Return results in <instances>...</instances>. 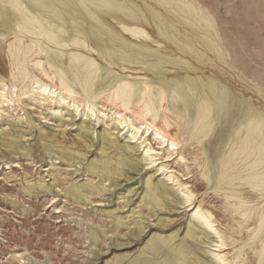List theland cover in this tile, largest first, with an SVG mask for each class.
Instances as JSON below:
<instances>
[{
	"label": "bare ground",
	"instance_id": "1",
	"mask_svg": "<svg viewBox=\"0 0 264 264\" xmlns=\"http://www.w3.org/2000/svg\"><path fill=\"white\" fill-rule=\"evenodd\" d=\"M142 1L144 7L135 0H0V55L8 58V68L0 71V117L18 106L28 114L31 105L24 102L32 99L55 105L50 109L59 113L65 108L71 115L66 125L77 130L72 139L66 130L37 135L48 158L83 164L85 180L70 182L64 195L90 204L94 194L104 197L111 186L121 187L147 208L146 217L130 221L132 227L113 210L106 212L115 230L128 229L125 239L111 240L113 256L106 264H264V113L208 73L207 64L226 63V51L203 8L193 0ZM106 110L115 114L113 126L120 136L126 133V142L106 128L97 131ZM8 133L0 146L31 151L17 140L22 130ZM137 151L141 157L134 156ZM172 165L187 169L182 175L197 169L223 197L231 213L225 229L202 200L195 202ZM155 174L165 180H154ZM172 183L179 198L168 187ZM110 197L104 199L110 203ZM183 208L188 220L182 237L180 229L153 232L150 217L163 227L169 217L158 213ZM87 231L94 245L106 244L108 231ZM134 245L139 247L130 254Z\"/></svg>",
	"mask_w": 264,
	"mask_h": 264
},
{
	"label": "rangeland",
	"instance_id": "2",
	"mask_svg": "<svg viewBox=\"0 0 264 264\" xmlns=\"http://www.w3.org/2000/svg\"><path fill=\"white\" fill-rule=\"evenodd\" d=\"M193 1L198 7L203 8L213 21L223 49L226 51V63L215 60L216 66L207 64L206 67H210H205L209 69L208 73L221 79L235 94L244 96L250 104L260 108L264 113V0ZM135 2L144 7L142 0H135ZM209 54L213 57L211 53ZM7 68L8 58L1 54L0 71H5ZM24 103H28L32 107H26L28 114H22L23 110H19L20 106H18L16 110H13L14 112L6 108L0 117V140L9 138L8 132L12 130H22L24 136L17 140L28 147L31 146L29 147L31 151L28 154H22L21 150L12 152L8 146H0V264H24L21 263L23 259L19 261L15 258L17 256L25 258V262L28 264H50V262L51 264H106V260L110 261L113 256L109 246L111 240L113 238L125 239L126 233H128L126 227L115 230L111 216L106 212L113 210L112 213L122 216L123 222L129 221V226L132 227V220L139 218L141 214L146 217L147 208L141 207L139 197H129L131 194H127L121 187L114 189V186H111V194L106 193L104 197L94 194L91 197L94 202L90 204L78 203L65 196V189L70 185V182L85 180L87 175L83 172V164L69 165L65 161L54 158L56 155L48 158L43 154L42 147L37 142V135L39 132L49 135L59 134L66 130V136L72 139L77 130L75 126L66 125L71 115L66 112L65 108L60 113L54 111L56 106L49 103L40 106L33 99ZM105 113H107L106 116L100 118V121L95 125L97 131L106 128L112 137L115 134L119 135L118 142L120 144L126 142V133L120 136V133L117 134L118 129L113 126L112 117L115 114L108 110ZM18 114H22V117ZM92 118L95 120L94 116ZM77 121L79 122V120ZM152 144L157 147L154 141ZM139 153L140 151H137L134 156L141 157ZM86 157L89 161L93 158L91 153H88ZM144 162L142 163L144 164ZM172 168L176 170L175 173L179 178L194 191L195 202L198 203L202 200V205L214 212L222 228L225 229L231 213L225 211L223 197L212 192L209 185L201 179L197 169L193 170L192 166L189 168L193 170L192 173L185 175L182 174L186 173L187 169L178 168L176 165H172ZM148 171L152 173L154 167ZM156 174L154 180L164 179L162 175ZM94 180L97 181L98 177H95ZM27 184L36 186L35 193L21 189ZM40 184L50 187V192H41ZM103 184L107 186L108 182ZM121 184L127 186L131 184V181L121 182ZM168 187L175 190L173 196H177V198L181 196L179 191H176L177 185L172 183ZM105 195L111 196L110 203L104 199ZM52 196L55 197L51 199ZM126 198L132 201L127 203ZM18 204H23L22 206L26 209L18 207ZM55 206L60 208H55ZM132 208L134 213L131 212ZM185 209L172 211L168 214L158 213L161 216L169 217L163 227H158L156 216L150 217L148 223L153 227V232L159 231L163 235L180 229L179 236L182 237L188 220ZM135 211L141 213L135 214ZM90 226L108 231L105 235L106 244L98 240L94 245L88 236L87 230ZM151 234L152 232L144 241ZM243 237L246 238V233ZM138 247L139 245L130 247L129 253L133 254ZM115 252L125 253V250H116Z\"/></svg>",
	"mask_w": 264,
	"mask_h": 264
}]
</instances>
